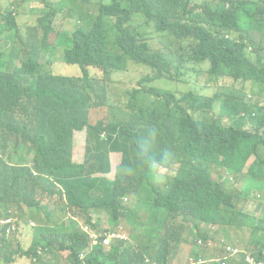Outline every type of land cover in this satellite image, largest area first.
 Listing matches in <instances>:
<instances>
[{
  "label": "trees",
  "instance_id": "1",
  "mask_svg": "<svg viewBox=\"0 0 264 264\" xmlns=\"http://www.w3.org/2000/svg\"><path fill=\"white\" fill-rule=\"evenodd\" d=\"M77 1H61V9ZM257 3L96 0L100 14L69 19L54 43L48 42L54 21L35 39L25 34L12 9L0 13V208L12 205L22 215L37 207L34 195H58L67 208L107 213L113 208L112 231L133 223L129 239H118L110 249L101 244L88 251L80 225L43 243L49 255L70 250L75 264H82L81 252L86 264H170L185 237L195 234L217 243L220 226L250 227L249 242L256 257L264 258V200L259 216L240 205L264 192V46L247 53L244 43L227 37L245 23L244 12L250 29ZM134 17L161 34L159 47L132 24ZM251 31L257 35L259 30ZM64 39L68 45L62 59L79 64L81 76L53 69L60 58L51 50ZM46 49L51 53L44 61ZM205 63L217 82L231 88L225 91L221 121L207 118L220 94L205 96L194 87L201 82L196 65ZM130 64L154 72L136 73L139 84L126 89L130 99L119 109L134 113L105 128L92 127L93 132L107 130L108 137L86 146V162L75 164L70 149L74 130L89 125L90 109L110 104L115 97L106 81L116 73L127 79ZM92 70L102 71V77L91 76ZM155 77L192 83L193 89L180 94L151 86ZM242 81L261 88L251 91L259 98L250 101L246 90L238 91ZM111 151L121 152L119 172L112 180L93 176L111 172ZM160 164H179L166 184L155 182L154 166ZM143 185L147 199L141 196ZM5 219L0 211V221ZM36 240L37 228L35 251ZM1 243L0 237V257L7 247ZM194 247L196 264H208L197 240ZM211 264L219 262L213 258Z\"/></svg>",
  "mask_w": 264,
  "mask_h": 264
},
{
  "label": "rangeland",
  "instance_id": "2",
  "mask_svg": "<svg viewBox=\"0 0 264 264\" xmlns=\"http://www.w3.org/2000/svg\"><path fill=\"white\" fill-rule=\"evenodd\" d=\"M63 4L66 3L67 0H0V13L6 12L7 9H12L14 12L17 13V18L19 21L20 26L24 29L26 35H30L28 30L34 27L39 20V17L43 15L42 10L46 8L47 2L51 4V6L58 7L57 13L54 16V22L52 26V30L48 35V42L54 43L58 34L65 31L67 28L68 20L77 17L81 14H90L91 16L95 17L99 13L98 7L95 3H82L80 0L77 2H69L67 6H64L63 9H59L60 2ZM258 1L256 5V9L254 10V17L251 22L250 30L257 31V36L259 37L260 42L264 46V0H256ZM258 9V10H257ZM4 19L0 14V20ZM22 23H25L22 25ZM132 24L135 26H139L147 36L151 38V41L155 44L156 47H159L160 41L162 36L159 32L155 31L152 28H149L145 23L144 19L141 17H134L132 20ZM38 35L41 36L43 34V28H38L37 31ZM116 34L111 36L110 38H114ZM1 45V44H0ZM68 45L66 40L64 39L54 50L46 49L44 54V61L50 57V50L53 51L57 56L60 58V61H57L53 65V69L55 72L64 75H79L83 74L82 67L79 64H68L62 58L64 54V48ZM197 69L199 70V80L201 82L194 84L195 89L199 90L205 96H214L216 93H219L220 96L218 100L213 101V107L207 113V118L213 121L222 120L223 118V100L227 99L225 91L231 90L225 82H217L214 79L213 74L210 73V64L205 63L201 65H196ZM57 67V68H56ZM145 73L154 75V72L143 65H139L136 67L134 64H130L128 68V78L122 80L121 76L116 73L111 76L110 79L106 81L108 88L112 91L114 97L119 98L124 96L126 93V89L129 87L137 86L139 84V78L137 77L136 73ZM91 76L93 77H102V71L92 70L90 72ZM151 86L158 87L165 90L177 91L180 94L185 93L186 90L193 89V84L184 82V81H177L176 79H169V78H153L150 81ZM149 86V84H148ZM240 90H246L249 95L248 98L255 100L259 98V96L252 95V89L256 91H260L261 88L259 87H252V83L250 81L239 83ZM264 105V92L263 98L261 99ZM19 113V112H18ZM134 110L124 111L122 113V117H127L130 114H133ZM22 114V113H19ZM89 116L91 117L92 123H97L100 120L107 121L111 118L112 113L111 109L108 106L97 107L89 110ZM195 117H201L199 114H194ZM83 140L80 135L73 133L71 137V160L73 162L77 161L79 157L85 158L84 150H83ZM254 158H251V163ZM121 161V155L119 153L113 152L110 154V163H111V172L110 173H101L102 176H111L113 177L118 169V165ZM166 167L158 166L156 168V175L157 179L155 182L157 184L168 183L172 181L174 176H169L168 170L165 169ZM169 172L172 174L174 173V169H169ZM225 177L227 174H224ZM213 176L215 178L219 177V174L214 172ZM224 179V178H223ZM143 192L141 196L145 199L148 198V190L146 186L143 185L142 188ZM34 198L38 200L37 207L35 210H28L21 215V213L17 210L15 206L11 205V214L16 216L20 215L22 217H26L23 223L20 224L22 229L27 231H32L33 225H31L30 221H33L35 226L37 227V240L39 242L36 250L41 247L46 240L52 239L56 240L60 235H63L67 230H74L76 225L83 224L85 222H91V219L84 220L81 222H76L70 219L67 215V207L64 206V203L60 199L58 195H54L53 197L50 196H39L34 195ZM128 200V199H127ZM264 200V196H263ZM139 203V202H138ZM240 205H244L247 210L254 211L258 207V199L255 196L250 197L248 200L241 202ZM130 206V204H128ZM108 210V209H107ZM51 211H53V215L49 218ZM113 208L108 211V215L112 216ZM127 219L130 221L131 218ZM98 222V226L108 225L107 227L111 226L110 219H104L101 217L99 219H95ZM133 227V223H126L122 226H115V232L112 234L111 238L108 239V244L106 245V249H110L118 239L128 240L129 236H131V229ZM104 228H101L103 230ZM85 228L82 229L83 232ZM100 229H93L90 228L91 234L87 235V240L89 244L88 251H91L94 245L97 243V239L101 236ZM137 232L142 235L143 229L137 230ZM250 231L248 229L244 231H237L235 228H231L227 233L224 231H220L216 238L217 240L223 239L224 237L228 236V241L224 243V245L219 246L215 253V249L211 247L210 244L205 242L202 238H199L197 235L192 234L189 237H186L182 242L180 249L177 252V256L174 259L172 264H195L197 259V252L194 247V243L197 240L199 245L206 249L205 258H207L208 264L212 263V259L214 258L219 264H223L222 260L224 259L225 245H238L241 247H245V243L249 237ZM14 239V246L15 249L18 248L20 245L17 243V238L15 234L12 235ZM219 237V239H218ZM95 240V241H92ZM43 249V248H42ZM46 257L51 261H56L59 264H62V260L60 259V252L56 250V255H46ZM239 257H235L232 259L227 260V263H230ZM15 261L12 263H5L0 261V264H14ZM27 264H31V262H27Z\"/></svg>",
  "mask_w": 264,
  "mask_h": 264
},
{
  "label": "clouds",
  "instance_id": "3",
  "mask_svg": "<svg viewBox=\"0 0 264 264\" xmlns=\"http://www.w3.org/2000/svg\"><path fill=\"white\" fill-rule=\"evenodd\" d=\"M95 1L96 0H89L88 3H95ZM59 9H61V5L59 6ZM57 10H58V7L56 8L54 6H51V4L47 2L46 8L42 10L43 15L39 17L38 23L34 27L28 30V33L32 35L35 39L38 38L39 37L37 33L38 28L42 27L44 30L47 26H49L50 23L54 21V16L56 15ZM99 14H100V9H99ZM242 18L245 23L244 24L241 23L240 30L229 33L227 37L231 39H237L239 42L244 43L246 46L247 53L254 52V50L263 47V44L260 42L259 37L249 29L248 25H249L250 18L247 16L245 12L243 13ZM112 21L114 22L115 18H113ZM111 34L113 35V31H111ZM248 95L249 93L247 92V99L251 101L252 99H249ZM129 99H130L129 94H124V96H121L119 98L115 97L108 105L112 113V116L111 118H109V120L107 121L100 120L94 124L92 123L91 117L89 116V125L85 126L82 129L74 130V133H76L77 131H85L86 133L85 145L87 147L89 145L90 146L98 145L100 140H105L108 137V132L107 130L93 132L92 127H96L98 129L105 128L110 122L118 118H121L123 112L120 111L119 108H124L125 104L128 103ZM112 152H117L121 155V152L111 151L110 154ZM253 157L256 159V156L253 155ZM85 158H86V147H85ZM75 164H78V163H75ZM82 164H78V165H82ZM159 166L166 167L165 169L168 170V173L166 174L169 176L175 175L179 168V164H171V165L160 164ZM156 168L157 166H154V170H156ZM169 169H174V173L171 174L169 172ZM119 170L120 168L117 169L116 173H118ZM96 174L97 176H102L100 175V173H96ZM263 196H264V192L259 191L258 196H257L258 207L254 211L249 210V213L255 214L257 216H259L262 213L263 205L261 203L263 202ZM64 200L66 202V196H64ZM69 208H72V207H68L67 212ZM0 211H2L5 216H7V219L0 221V224H1L0 225V237L2 240L1 247L7 246L6 249L4 250V254H1V257H0L2 262L12 263L13 261H15L14 264H27V262L29 261L31 262V264H59L56 261L49 260L46 257V255L48 254L41 247L38 248V251L37 250L35 251L32 249V246L34 244V238H35V229L37 228L34 225L35 223L33 221H30L33 227H32V231L29 232L27 230L22 229V226H20V224L23 223L24 220L28 218L22 217L20 215H16V216L12 215L11 205H8L6 207H1ZM108 218H109V215H108ZM70 219L72 218L70 217ZM89 219H91L92 221V219H96V217L86 218V220H89ZM77 222L79 223V221ZM86 223L95 230L101 229L103 225L102 224L101 226H98V223L93 224L91 222H85L83 224H79L81 230L84 228V225H86ZM205 227L208 228L206 224H205ZM231 228H235L237 231H244L248 229L250 231V234L245 243V247H241L238 245H234V246L225 245L224 246L225 255H224V259L222 260L223 264H264V258L259 259L256 257L255 247L251 245L249 242L251 239V235H252L251 228L248 226H245L242 229H238L236 226H229L225 229L220 226V231H224L225 233H227ZM83 232L86 233L87 235H90V233L86 232L85 230ZM14 234H15V237L17 238V243L20 244L17 249H15V246H14L15 242L12 236ZM25 236H27V238ZM226 241H228V236L224 237L222 240L220 239V241L219 242L217 241V243H213L210 241L208 244H210L212 248H213V245L216 244L217 248H219V246L224 245ZM98 245H101V244H98ZM203 250H205L206 252L205 248H203ZM59 252H60V259L62 260V264H75V262L70 259V250L65 249V250H60ZM205 252L203 253V257L205 256L204 255ZM235 257H239V259H236L230 263H227V260L235 258ZM86 258L87 256L83 255V252H81L79 255V259L82 261V264H86Z\"/></svg>",
  "mask_w": 264,
  "mask_h": 264
},
{
  "label": "crops",
  "instance_id": "4",
  "mask_svg": "<svg viewBox=\"0 0 264 264\" xmlns=\"http://www.w3.org/2000/svg\"><path fill=\"white\" fill-rule=\"evenodd\" d=\"M76 134L80 135V137L82 138L83 140V150H84V154H85V141H86V133L85 131H77ZM113 153V152H112ZM117 153V152H116ZM86 160V158H82V157H79V159L77 161H75V163H78V164H82L84 163ZM93 176H97V174H93ZM107 178H109L110 180H112V177L109 175L107 176ZM86 209H81V208H78L76 206H73L72 208H69L68 209V212H67V215L69 217H71L72 219L76 220V221H84L86 220V218H89V217H96L97 219L100 220L101 217H104V219H107L108 218V215L107 213L105 212V210H100V209H95V208H91L89 210H86ZM85 211V212H84ZM27 238V236H25ZM183 242V241H182ZM182 244V243H181ZM181 246V245H180ZM180 249V247H179ZM178 249V250H179ZM177 250V252H178ZM177 252L176 254L174 255L172 261L170 264L173 263L174 259L176 258L177 256ZM22 263V262H20Z\"/></svg>",
  "mask_w": 264,
  "mask_h": 264
},
{
  "label": "built area",
  "instance_id": "5",
  "mask_svg": "<svg viewBox=\"0 0 264 264\" xmlns=\"http://www.w3.org/2000/svg\"><path fill=\"white\" fill-rule=\"evenodd\" d=\"M91 223H93V224H96V223H98L95 219H92V221H91ZM108 225H102V227L101 228H104L103 230H101V236L97 239V243L94 245V247L96 246V245H98V244H102L103 246H105L106 247V245L108 244V239L109 238H111V236H112V234L115 232V231H112V230H110V226L109 227H107ZM84 228H85V231L86 232H89L90 234H91V231H90V228H92L90 225H88L87 223H86V225H84ZM92 241H95V240H92ZM93 247V248H94ZM83 255H85L84 253H83Z\"/></svg>",
  "mask_w": 264,
  "mask_h": 264
}]
</instances>
